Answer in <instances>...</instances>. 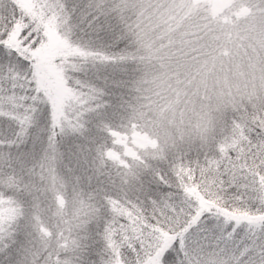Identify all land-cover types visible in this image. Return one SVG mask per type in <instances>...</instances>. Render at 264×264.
Returning a JSON list of instances; mask_svg holds the SVG:
<instances>
[{"label":"clouds","instance_id":"9594fccd","mask_svg":"<svg viewBox=\"0 0 264 264\" xmlns=\"http://www.w3.org/2000/svg\"><path fill=\"white\" fill-rule=\"evenodd\" d=\"M119 3L116 60L101 67L103 77L90 74L94 94L63 96L55 120L40 123L39 141L29 138L14 161H0V179L14 162L17 191L27 193L0 208L19 215L18 242L0 252V264H16L25 250L35 253L31 264H156L165 234L171 243L185 232L176 218L183 184L224 203L234 175L264 190V0ZM149 121L168 128L169 138L158 137L129 167L110 157L111 127L135 122L143 130ZM189 153L183 162L196 171L177 174V155ZM161 181L171 187L159 189ZM37 191L47 201L39 215ZM246 232L243 222L239 247L216 249L186 234L180 258L206 264L215 254L234 264L233 256L246 258Z\"/></svg>","mask_w":264,"mask_h":264},{"label":"snow or ice","instance_id":"6c2138e0","mask_svg":"<svg viewBox=\"0 0 264 264\" xmlns=\"http://www.w3.org/2000/svg\"><path fill=\"white\" fill-rule=\"evenodd\" d=\"M120 7L119 0H0V161H14V153L29 138L33 144L39 141L40 123L55 120L63 96L85 89L94 94L90 74L101 78V67L116 60L112 22ZM195 171L191 163L177 165V174ZM8 172L0 179V208L15 204L23 193L17 191L14 162ZM245 177L233 176L235 191L227 203L205 197L194 184H183L186 199L176 218L185 232L171 243L165 234L156 264H185L180 256L186 234L201 248L204 242L213 249L221 244L239 247L235 241L243 222H247L242 253L246 258L233 256L232 261L264 264V226L258 224L264 219V190L253 188ZM157 187L164 190L171 184L161 181ZM23 195L27 198V193ZM18 223L17 213L0 211V252L11 253L16 246ZM28 255L35 259V253L25 250L16 264H31ZM206 264L229 262L213 254Z\"/></svg>","mask_w":264,"mask_h":264},{"label":"trees","instance_id":"16d2710c","mask_svg":"<svg viewBox=\"0 0 264 264\" xmlns=\"http://www.w3.org/2000/svg\"><path fill=\"white\" fill-rule=\"evenodd\" d=\"M100 76L103 77L104 73L101 72ZM117 123H119L118 120ZM109 134L112 137V143L116 145V147L109 152L110 157L116 159L121 165L129 167L130 161L143 160L146 152L158 146V137L164 139L169 138L170 130L166 127L153 125L150 121L142 130L133 122L129 130H125L119 126L111 127L109 129ZM193 157L194 153L187 154V157L178 154L176 162L179 164L186 158L192 159ZM104 187H107V185H102L97 191H102ZM56 200L58 203L63 204L62 194L56 193ZM32 203L38 215L45 211L47 203L45 194L41 191H37L36 197ZM41 229L47 231V228L43 224H41Z\"/></svg>","mask_w":264,"mask_h":264}]
</instances>
